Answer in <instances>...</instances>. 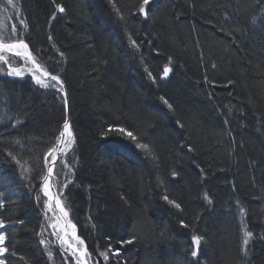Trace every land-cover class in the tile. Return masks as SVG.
<instances>
[{
  "label": "trees",
  "instance_id": "obj_1",
  "mask_svg": "<svg viewBox=\"0 0 264 264\" xmlns=\"http://www.w3.org/2000/svg\"><path fill=\"white\" fill-rule=\"evenodd\" d=\"M15 2L16 38L51 74L64 67L75 147L53 179L90 264H264V0ZM55 4L65 12L52 20ZM1 65L5 264H74L58 238L45 230V247L37 235L45 225L39 177L66 117L55 102L63 98ZM245 228L253 233L247 255ZM192 235L203 237L195 258ZM109 243L119 255L110 251L106 262L98 253Z\"/></svg>",
  "mask_w": 264,
  "mask_h": 264
},
{
  "label": "snow or ice",
  "instance_id": "obj_2",
  "mask_svg": "<svg viewBox=\"0 0 264 264\" xmlns=\"http://www.w3.org/2000/svg\"><path fill=\"white\" fill-rule=\"evenodd\" d=\"M7 3L12 5L13 8L16 7V4L13 3V0H7ZM143 3H144V5H147L149 3V0H143ZM55 9L59 13L65 12V8L62 4H55ZM117 12H119L118 9H117ZM139 12L142 13L145 17L147 16V12H145V9L143 6H141V8L139 9ZM52 18L55 19V12L53 13ZM122 18L123 17L121 16V19ZM257 22H258V18L253 16L251 19V23L253 25H255ZM259 22L264 23V14H262V16L259 18ZM20 24L25 29L28 27V25L23 20L20 21ZM3 27H4L3 23L0 22V29H2ZM237 31H239V29ZM6 38L13 40L14 42L5 43L4 41ZM49 39L51 40L52 37L49 36ZM130 43L134 48H136L137 50L139 49V45H137L135 40H131ZM5 51L12 52L15 54V56L25 58L26 60L30 61L35 66V68H37V69H40V67H41L37 63L36 57H34L31 53V51L29 50V45L23 39H17L16 38V36H15V25L12 26V35H10L8 37H5V35L2 32H0V52H5ZM60 55L63 57L64 53L61 52ZM0 60H5V57L0 56ZM169 62L171 63V60ZM9 68L11 69V71L8 73L10 75L22 76L24 74L22 71H20L18 69L11 68V65H9ZM29 71L31 72L32 70L29 69ZM170 71H171V68L168 65H165L164 69H163V77H167L169 75ZM42 75H43V77H46L47 79H42L41 76L36 75L35 72L32 73V78L35 80L36 84L42 88H49V87L56 88L59 92L64 93L63 101L66 105L67 104V93L64 89V83L60 79V77L58 75H52L51 73H49L47 71H43ZM148 75L153 80V82H155L156 77L152 76L151 72H149ZM229 83H231V82H229ZM163 102L168 106L169 109L172 108V105L168 104L167 100H164ZM177 123L179 124L178 121H177ZM180 127H183V125H180ZM118 131L123 133V132H125V129L120 128V129H118ZM127 136L132 138L133 140L136 139V137L133 135L132 132H127ZM55 139H56L57 145L64 144L66 146V148H71L72 144L75 143V139H74L73 133L71 131L70 123L67 120H65V122L63 123V128L59 132V135ZM17 143H19V141H17ZM136 146L138 148H142V149L147 150L146 145L137 143ZM54 151H56L55 148L49 150V152L45 156V164L48 163L47 157L52 156ZM61 151H63V150H61ZM8 156L11 157L17 165H20V160L16 159V157L13 156V154L11 152L8 153ZM54 160H55V157H53V162H54ZM20 166L22 169L24 168L23 165H20ZM53 167H54V163H53ZM53 167H48L47 173H45L39 177V179H41L43 181L42 191H43V195L45 197H47V199L42 201L41 196L37 195L36 200L38 203L42 202V205L44 208L43 215L45 217H47L49 211H53V217L49 218V220L51 222V227L58 228L57 236H58V240H59V243L61 246V250L68 253V256H65L64 259L67 260L70 256L72 258V260L74 261V264H89V260L92 258L91 253L88 251V248H87L85 241L77 235L76 226L74 224H71V221L67 219L68 211L65 209L63 202L60 200V195H62V192L58 191L56 193H53V191L51 190L52 189L51 177L53 175ZM26 171L27 170H23L21 172V175L24 176ZM172 174L176 175L175 172H173ZM61 187H67V185L64 184ZM204 198L208 199V202L211 203V200L208 198L207 193L204 194ZM163 199L168 204L172 205L174 208H176V209L181 208V205L179 203H177L174 200H169L168 196L165 195L163 197ZM53 202H55L56 208L59 211V215H57L56 212L53 210V207H52ZM0 207H3L2 201H0ZM61 217H63V222H61ZM21 223H23V222H21ZM181 224L184 227H187V225H185L183 223V221H181ZM6 227H8V226L5 224V221L3 219H0V257H3L9 251V249L6 246H4L5 241H6V234L4 231H2ZM69 229H71V231H69ZM45 230L46 229L44 228V226L41 225V232L38 233L37 235H41V237H42V233ZM69 237H70V239H69ZM252 237H253V233L251 231H247V229L245 228L243 241H242V243L244 245L243 251H244L245 255H247V246H248L249 241ZM136 239H137V237L132 236L130 239L122 240L119 243L121 246L127 245V244H132ZM202 240H203V237H201L199 235H192V237H191L192 246H193L191 249V256L192 257L195 258L198 256ZM39 243L41 245H45V247H47L48 242L42 237L39 240ZM110 251H111L113 257H116L119 255V248L113 250L111 243L108 244V247L105 251L99 252L98 255L103 257L104 261L107 262L109 260V252ZM48 256H49V258L52 257V252L50 250L48 251ZM0 264H5V261L3 259H0Z\"/></svg>",
  "mask_w": 264,
  "mask_h": 264
},
{
  "label": "bare ground",
  "instance_id": "obj_3",
  "mask_svg": "<svg viewBox=\"0 0 264 264\" xmlns=\"http://www.w3.org/2000/svg\"><path fill=\"white\" fill-rule=\"evenodd\" d=\"M144 8H146V10H145V12L147 11V7L146 6H144ZM140 13V12H139ZM141 15H143L142 13H140ZM144 16V15H143ZM6 40V39H5ZM62 60H64V56H63V59ZM39 63V62H38ZM40 64V63H39ZM40 66L42 67V69L44 70V71H47V69L42 65V64H40ZM63 66H64V64H63ZM48 72V71H47ZM64 72V67H63V69H61V70H59L57 73H56V75H58L59 77H60V79L63 81V83H65V80L63 79V73ZM23 75L22 76H17L19 79H21V80H24V81H28V82H31L32 83V85H34V86H36L37 88H38V86L39 85H37L36 84V82H35V80L34 79H32V73L30 72V71H23ZM50 73V72H49ZM11 78L13 77L12 75H10V74H8ZM52 75H55V74H52ZM41 78L42 79H45L44 77H42L41 76ZM65 86H66V84H65ZM40 89V88H39ZM42 89H44V90H46V91H54V92H56V93H58V94H60L61 96H62V98H63V93L62 92H59L56 88H51V87H49V88H42ZM34 90V89H33ZM66 90H67V86H66ZM67 93H68V90H67ZM28 98H27V101H32L33 99H34V97H33V94H31V93H28ZM68 96H69V94H68ZM55 102H56V104L57 105H59V106H62V107H64V109H65V113H66V117H65V120H68L67 118H69V121H70V115H69V109H68V111H67V104L65 105V103H64V101H63V99H56L55 100ZM65 120H64V122H65ZM68 121V122H69ZM18 121H17V116H15V118H13V122H12V127L15 129V127L16 126H18L19 125V123H17ZM70 126H71V131H72V133H73V136H74V132H73V127H72V125H71V122H70ZM62 128H63V124H62V127H61V130H62ZM58 136V135H57ZM64 147H65V145L64 144H60V145H57V143H56V140H55V143H54V145L51 147V149H53V148H55L56 149V151H54L53 152V154H52V156H48L47 158H48V163L46 164V173H47V166H48V164L51 162V167H53V163H54V167H53V176H55V174H57L56 173V170H57V167H58V165L62 162L63 163V165L64 166H67V168H69V163L67 162L68 161V157H69V155L71 154V153H73V151H74V147H75V143H73L72 144V146H71V148H69L68 150H66L65 152H64ZM61 150H63V151H61ZM48 152H49V150H48ZM66 153V154H65ZM58 154V156H57V158H56V155ZM53 157H55V159H56V162H55V160H54V162H53ZM43 182V181H42ZM41 182V183H42ZM53 186H54V189H55V192H62L63 190H64V188L61 190V189H59L56 185H55V182L53 181ZM52 191H53V187H52V189H51ZM38 192H39V195H41V198L43 199V200H46L47 199V197H45L44 195H43V191H42V184L40 185V188H39V190H38ZM63 195V194H62ZM60 200L63 202V204H64V206H65V203H64V200H63V198H62V196L60 195ZM54 203L55 202H53V207H54ZM65 208H66V206H65ZM67 209V208H66ZM55 211V210H54ZM43 212H44V210H43ZM42 212V213H43ZM59 213V212H58ZM42 218L44 219L45 218V216L42 214ZM72 221V220H71ZM74 223V222H73ZM75 224V223H74ZM75 226H76V228H77V230H76V232L78 233V235H80V237L85 241V238L80 234V229H79V227L75 224ZM44 228L47 230V232H48V226H47V223L45 222V225H44ZM3 231V230H2ZM70 231V230H69ZM69 239H70V237H69ZM192 242V241H191ZM85 243H86V241H85ZM202 243V242H201ZM5 246V245H4ZM200 247H201V245H200ZM98 249V251L100 250V251H102V249H100V248H97ZM200 250V249H199ZM6 255V254H5ZM4 255V256H5ZM4 256L3 257H0V259H3L4 260ZM51 261H52V259H51ZM58 263H60V262H58L57 260H55L54 262H50V264H58ZM89 264H90V260H89Z\"/></svg>",
  "mask_w": 264,
  "mask_h": 264
},
{
  "label": "rangeland",
  "instance_id": "obj_4",
  "mask_svg": "<svg viewBox=\"0 0 264 264\" xmlns=\"http://www.w3.org/2000/svg\"><path fill=\"white\" fill-rule=\"evenodd\" d=\"M13 3H16L15 0H13ZM16 14H17V11L12 7V5L7 3V0H0V22H2L4 25V27L2 29H0V32H2L5 35V37L12 35V26L14 25L13 17H15L14 15H16ZM8 28H11V29H8ZM15 34H16V31H15ZM4 42L5 43H12L14 41L13 40L12 41L11 40H5ZM0 56L5 57V60H0V68L2 66L1 63L5 62L8 65H11V68L18 69L22 72L23 71H29V69H31L32 70L31 73L35 72L36 75L41 76L40 72L36 70L35 66L30 61L26 60L23 57L15 56L14 53L7 52V51L0 52ZM7 64H6V66H7ZM10 71H11V69H10ZM10 71L8 69V73ZM12 76H13L12 78L15 79L16 76L15 75H12ZM38 88L42 89V87H40V86H38ZM68 149L69 148H66V146H65L64 152ZM52 207H53V205H52ZM53 210H54V207H53ZM51 217H53V211H49L47 217L44 218V221L47 223V226H48V234L58 238V236H57L58 228L51 227V222L49 220V218H51ZM3 231L6 234L5 229H3ZM6 242H7V236H6V241H5V246L7 247ZM6 254H8V253H6ZM4 261L6 263V257L5 256H4Z\"/></svg>",
  "mask_w": 264,
  "mask_h": 264
},
{
  "label": "water",
  "instance_id": "obj_5",
  "mask_svg": "<svg viewBox=\"0 0 264 264\" xmlns=\"http://www.w3.org/2000/svg\"><path fill=\"white\" fill-rule=\"evenodd\" d=\"M145 10H146V8H144ZM58 13L59 12H57L56 11V13H55V18L57 17V15H58ZM52 20H54L53 18H52ZM62 57V56H61ZM62 59H63V57H62ZM64 61V60H63ZM37 63H38V61H37ZM39 64V63H38ZM8 65V64H7ZM40 65V64H39ZM8 68H9V65H8ZM9 70H10V68H9ZM36 70L37 71H39L40 72V75L43 77V75H42V72L44 71L43 69H42V67H40V69H37L36 68ZM56 75V74H55ZM17 77V76H16ZM45 79H47L46 77H44ZM162 78H163V80L164 81H166V80H168V78H169V75L167 76V77H163L162 76ZM64 89H65V91H66V93H67V90H66V86H65V83H64ZM63 95H64V93H63ZM68 109H69V96H68V93H67V111H68ZM68 120L67 121H69V118H67ZM69 123H70V121H69ZM57 156H58V154L56 155V158H57ZM55 162H56V159H55ZM48 167H51V162L48 164V166H47V169H48ZM54 171V170H53ZM54 174V173H53ZM42 184H43V182H42ZM51 184H52V187H53V193H56L55 192V189H54V186H53V175H52V177H51ZM65 207V206H64ZM66 209V208H65ZM54 210H55V212H56V214L57 215H59V211H58V209L56 208V205H55V203H54ZM67 219L68 220H70L69 219V217H67ZM71 221V220H70ZM61 222H63V217H61ZM71 224H74L73 223V221H71ZM75 225V224H74ZM70 231H71V229H69ZM76 230H77V228H76ZM77 233V232H76ZM77 235H78V233H77ZM79 237H80V235H78Z\"/></svg>",
  "mask_w": 264,
  "mask_h": 264
}]
</instances>
